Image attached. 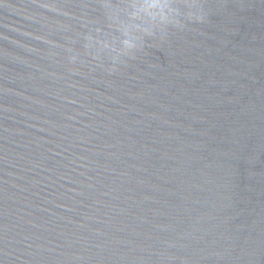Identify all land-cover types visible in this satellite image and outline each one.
<instances>
[{"label": "water", "instance_id": "1", "mask_svg": "<svg viewBox=\"0 0 264 264\" xmlns=\"http://www.w3.org/2000/svg\"><path fill=\"white\" fill-rule=\"evenodd\" d=\"M0 0V264H264V0Z\"/></svg>", "mask_w": 264, "mask_h": 264}, {"label": "snow or ice", "instance_id": "2", "mask_svg": "<svg viewBox=\"0 0 264 264\" xmlns=\"http://www.w3.org/2000/svg\"><path fill=\"white\" fill-rule=\"evenodd\" d=\"M166 3H170V0H165ZM132 6H136L138 4H145V5H152L155 6L156 4L160 3V0H131L130 2Z\"/></svg>", "mask_w": 264, "mask_h": 264}]
</instances>
